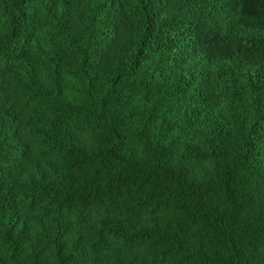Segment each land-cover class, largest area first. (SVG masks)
Here are the masks:
<instances>
[{
	"label": "trees",
	"instance_id": "16d2710c",
	"mask_svg": "<svg viewBox=\"0 0 264 264\" xmlns=\"http://www.w3.org/2000/svg\"><path fill=\"white\" fill-rule=\"evenodd\" d=\"M41 1L0 0V264H264V0Z\"/></svg>",
	"mask_w": 264,
	"mask_h": 264
},
{
	"label": "rangeland",
	"instance_id": "374dc122",
	"mask_svg": "<svg viewBox=\"0 0 264 264\" xmlns=\"http://www.w3.org/2000/svg\"><path fill=\"white\" fill-rule=\"evenodd\" d=\"M37 6L40 8V10H42V13H40L39 15L40 18H43V16H45L47 12L52 13L53 10L55 9L54 2L51 3L49 0H43L41 1L40 5ZM56 11L58 12L59 9H57ZM39 30H40L39 28H36L34 33L35 37L39 40L38 43H44V41H49L50 35L51 38H53V34L51 30H48V32L50 33L41 32Z\"/></svg>",
	"mask_w": 264,
	"mask_h": 264
}]
</instances>
